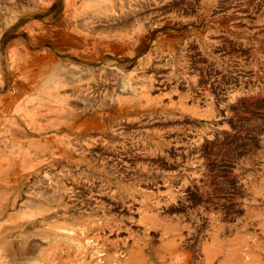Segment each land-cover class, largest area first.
Masks as SVG:
<instances>
[{
	"label": "rangeland",
	"instance_id": "obj_1",
	"mask_svg": "<svg viewBox=\"0 0 264 264\" xmlns=\"http://www.w3.org/2000/svg\"><path fill=\"white\" fill-rule=\"evenodd\" d=\"M0 264H264V0H0Z\"/></svg>",
	"mask_w": 264,
	"mask_h": 264
},
{
	"label": "bare ground",
	"instance_id": "obj_2",
	"mask_svg": "<svg viewBox=\"0 0 264 264\" xmlns=\"http://www.w3.org/2000/svg\"><path fill=\"white\" fill-rule=\"evenodd\" d=\"M119 38V37H118ZM129 81V80H128ZM127 82V81H126ZM122 85H123V83H122Z\"/></svg>",
	"mask_w": 264,
	"mask_h": 264
},
{
	"label": "crops",
	"instance_id": "obj_3",
	"mask_svg": "<svg viewBox=\"0 0 264 264\" xmlns=\"http://www.w3.org/2000/svg\"><path fill=\"white\" fill-rule=\"evenodd\" d=\"M40 23V22H39Z\"/></svg>",
	"mask_w": 264,
	"mask_h": 264
}]
</instances>
